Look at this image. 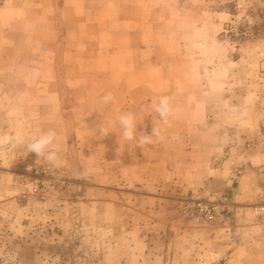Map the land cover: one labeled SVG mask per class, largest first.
I'll return each mask as SVG.
<instances>
[{"label": "rangeland", "instance_id": "rangeland-1", "mask_svg": "<svg viewBox=\"0 0 264 264\" xmlns=\"http://www.w3.org/2000/svg\"><path fill=\"white\" fill-rule=\"evenodd\" d=\"M240 53L248 73L264 72V0H0V264H264V219L254 212L264 203V93L248 110L241 94L224 106L234 126L218 134L236 163L227 188L205 189L209 174L182 166L164 173L166 159L192 163L200 158L189 153L224 149L198 124L206 111L197 91ZM117 86L133 116L167 96L169 117L183 125L171 141L126 142L141 161L100 133L116 128ZM49 130L58 164L27 148ZM188 200L212 203L214 218L186 216ZM224 225L219 248L200 235Z\"/></svg>", "mask_w": 264, "mask_h": 264}, {"label": "crops", "instance_id": "crops-1", "mask_svg": "<svg viewBox=\"0 0 264 264\" xmlns=\"http://www.w3.org/2000/svg\"><path fill=\"white\" fill-rule=\"evenodd\" d=\"M153 26L154 25H152V28ZM154 27L156 29V26ZM149 36H150L149 50L151 51V46H152V50H154V54H155L154 56L156 57L157 42L153 40V37H155L154 35L149 34ZM69 44L71 45V42H69ZM231 57H232L231 60L229 59V56H226L222 60H220V62H218L220 64L216 66L215 71L213 70V74L208 77L209 81L206 84L205 89L201 91H197L199 95H202V99L204 100L205 103L204 109L206 111V120L204 119L202 122L198 121V124H201L202 126L206 124L207 132H205L204 130V135L211 133L210 137H212L213 140L216 143H218L220 147H224V149L218 148L222 150V152L220 153H217L219 150L216 151V153L213 151L211 152L204 151V152H199L197 154L189 153V155L192 156L191 158H196V157L200 158V160L197 162L189 163V162H184L183 159H180V162L178 164L177 163L174 164L172 159L170 161L166 159L164 165L165 174L172 173L174 167H181V166L184 168L182 169L183 173L209 174V176H206V179H204L203 182L201 183V187L205 189L207 188L209 189L210 186H212L213 184H219L220 186L225 187L227 178L224 177L229 172L232 171V169L236 164L231 158L225 157L226 156L225 148H228L229 145H224L223 142H225L226 140L228 141L229 138L225 139L224 137L219 135L222 129L223 131L226 130V126H234L231 125L233 119L228 115V113L226 112V107L224 106L225 105L228 106L227 108L229 109L231 104V97L234 94H241L245 97V100H247L246 101L247 104L244 109L247 108L248 110V108H253L254 104L257 102L254 101L255 97L257 98L258 95L264 93V90H262L264 86L263 85L261 86L260 84L259 86H257L254 81L255 78L256 79L259 78L260 81L264 83V72H257L253 69L250 71V73H248V66L246 65V63H244V54H241L240 56L241 58L239 60H235V56L233 57L231 55ZM232 66L236 69L234 70L230 69ZM2 70L4 71L5 76L7 77L12 76L10 73H8L11 70L10 68L4 66L2 67ZM86 70L89 71L91 69L87 67ZM32 73L33 71L32 69H30L27 71L26 75L27 74L31 75ZM84 77H88V74H84ZM244 78L250 79V84H251L250 86L242 87L238 85V83H242L244 81ZM237 81L238 83H236ZM188 87H189L188 83L184 81L182 88H180V91L185 93L188 90L187 89ZM116 91L120 93V95H124V96H122L120 100L115 103L116 111L118 113L117 120L115 122L116 128L110 129L108 131L109 132L108 134L111 135L110 137L111 141H116V143L118 144H124L122 148L124 150V152L122 153V157H124V159H126L127 161L129 160L141 161L142 157L140 156L141 154L140 149L136 148L135 145H133L132 147L125 145V143L129 141H126L123 138L122 135L123 129L119 124V116L128 113V108L131 105L133 106L134 103L124 101L126 97L125 94H128V89L121 86L120 87L117 86ZM228 96L229 97L231 96L230 99L228 98L229 99L228 101H223V99H225ZM148 100H149L148 101L149 105H151L152 107L155 106L153 101L151 103V97ZM210 111L214 115L212 118L210 117L208 118L207 116V114H209ZM134 118L136 125L138 123L142 126L147 127L145 128V130H142V134L144 135H151L153 133L154 128L157 130L159 126L160 129H158L157 131L160 133V136L164 141H171L172 135H174L175 133L176 136L178 132V130H174V128L183 126L182 123H177L178 121H173L172 118L170 117H168L167 123H165L160 117H158L157 113L155 112V108L149 109V112L146 115L145 113L134 114ZM243 123L244 120L238 122L240 126ZM233 124H235V122ZM227 131L229 132V130ZM140 134L139 132L136 131V135L139 136ZM246 135L248 136V132H246ZM132 141L134 142L136 141V139ZM182 156H188V155L182 154ZM213 157H217L215 158L216 160H213L214 159ZM249 158L254 161L256 160L257 157L256 155H251L249 156ZM157 166L158 165L156 164L154 165L155 168ZM187 167L191 169H188ZM155 171L158 173H162V170L160 169H156ZM102 189L106 191V193L108 194L114 191L113 190L114 188H110V187H104ZM118 193L125 194L127 192H124L122 190V191H118ZM224 220L225 218L222 221ZM221 228H224L225 230L228 229V227L225 225L224 227H220V228L212 227V229H205V231H203V233H201L200 235L203 236V238H205V241L207 240L212 241V244L215 246L214 248L217 247L219 248L221 246V237H220L222 231ZM232 263H233L232 260L228 262V264H232Z\"/></svg>", "mask_w": 264, "mask_h": 264}, {"label": "clouds", "instance_id": "clouds-1", "mask_svg": "<svg viewBox=\"0 0 264 264\" xmlns=\"http://www.w3.org/2000/svg\"><path fill=\"white\" fill-rule=\"evenodd\" d=\"M102 99L104 103H108L114 98L109 93L106 94ZM155 111L158 113L159 117L165 123H167L168 117L172 112L170 98L167 96H162L159 99V103L155 105ZM119 124L123 129V138L126 141H132L136 139L140 146L151 145L153 143V137L162 139L159 132L155 128L151 135L143 134L137 137L135 118L131 113H125L119 116ZM100 133L102 136H106L109 132L106 129L101 128ZM55 141V131L49 130L47 132H41L38 136L34 137L32 141L27 145V148L29 152L35 153L38 157L43 156L46 161L58 164L60 145Z\"/></svg>", "mask_w": 264, "mask_h": 264}, {"label": "built area", "instance_id": "built-area-1", "mask_svg": "<svg viewBox=\"0 0 264 264\" xmlns=\"http://www.w3.org/2000/svg\"><path fill=\"white\" fill-rule=\"evenodd\" d=\"M252 16L247 15L245 17V22L251 23ZM181 210L186 216H194L198 220H211L214 218V206L210 202L188 200L183 202L181 205ZM254 212L257 216L264 219V203L258 204L254 208Z\"/></svg>", "mask_w": 264, "mask_h": 264}]
</instances>
